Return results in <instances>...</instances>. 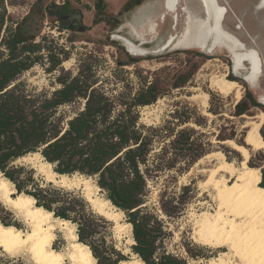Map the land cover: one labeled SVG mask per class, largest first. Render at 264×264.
Listing matches in <instances>:
<instances>
[{
    "label": "rangeland",
    "instance_id": "1",
    "mask_svg": "<svg viewBox=\"0 0 264 264\" xmlns=\"http://www.w3.org/2000/svg\"><path fill=\"white\" fill-rule=\"evenodd\" d=\"M130 1L104 0L103 13L95 16L94 0H4L11 19L21 21L26 17L25 29L34 35L35 41L43 45V64L34 65L21 73L19 78L25 80L28 87L51 92L60 87L56 80L59 75L72 77L80 71L85 75L83 65H86L90 67L87 72L100 80L99 87L102 90L113 95L129 93L131 97L141 87L152 82L159 96L148 105L136 107L140 123L162 128L161 131L153 132L154 145L150 158L161 161L167 156L174 157V153H180L168 142L180 129L192 128L194 145L182 150V153L193 155L197 151L195 149H198L201 158L211 151L220 150L229 161L238 165L242 156L223 141L232 139L250 149L244 142L245 132L252 121L257 122L261 115L264 116V0H216L226 8L224 27L241 42L239 51L253 48L259 56L260 74L255 83L247 82L243 78L250 70L247 61H242L235 69L234 58L221 45L209 52L207 47L199 44L197 28L200 20L190 23L189 32L193 41L188 44L177 43L185 19L182 7L186 5L190 10L202 13L200 0H180L175 11L176 27L172 13L166 12L163 7L164 0H144L134 6ZM53 4L58 5L68 15L65 21L47 14V8H52ZM127 7L129 9L125 11ZM96 17H100V20L94 23L93 19ZM152 23L155 24L154 32L149 31ZM170 35H175L176 38L168 46L165 43ZM119 37L139 45L146 54L142 57L133 56ZM50 45L64 47L69 53L66 58H62V63L55 70L47 72L45 68L48 65L47 51ZM65 61L68 63L65 64ZM221 74L239 84L240 100L249 91L259 105L249 106L244 114L235 115V91L223 95L210 86V78ZM176 84L180 86L175 87ZM204 93L208 95L206 105L201 101V94ZM194 94L196 97H193ZM83 103V99H77L62 105L59 111L70 114L72 110L82 107ZM116 106L120 107L119 103ZM183 120L185 122L181 123ZM259 131L264 138V120ZM39 156H33L30 160H19L20 162L16 160L14 164L32 168L33 177L42 184L47 181L46 171L41 164L45 160L40 154ZM198 159L187 165L179 162L174 168L159 172L155 179H148L146 205L153 207L169 225L172 232L171 238L166 241L169 252L187 258L188 264H212L210 259L217 256L219 250L195 241L194 223L200 212L215 207L212 193L207 194L201 186L206 179V173L202 169L214 167L215 161L204 159L195 165ZM248 164L260 167L262 180L264 153L250 150ZM74 175L82 176L73 174L68 177ZM88 179L89 183L79 181L77 186L71 188L79 189L90 208L99 214L98 208L86 196L99 200L105 198L93 180ZM169 195H173V200ZM0 199L4 208L3 219L26 230L27 225L24 224L22 216L12 206L3 204V197ZM162 205L172 209L178 207L175 208L177 215L169 219L162 210ZM110 206L105 205L104 210L120 211L112 204ZM102 216L111 223L108 240L120 250L125 257L123 260L139 259L130 250L133 243L131 230L128 227L115 226L116 222H126L124 213L121 211L117 218L110 219ZM63 231H56L53 248L66 250L68 241ZM185 245L192 252H199L204 256L192 259ZM0 255L3 258L19 260L21 264H35L30 255L22 250L6 253L0 249ZM65 264H69V261L65 260Z\"/></svg>",
    "mask_w": 264,
    "mask_h": 264
},
{
    "label": "trees",
    "instance_id": "2",
    "mask_svg": "<svg viewBox=\"0 0 264 264\" xmlns=\"http://www.w3.org/2000/svg\"><path fill=\"white\" fill-rule=\"evenodd\" d=\"M142 1L130 2L134 6ZM52 6L53 9L47 8V14L65 21V13L60 7ZM104 7V0H94L95 16L102 14ZM98 20L100 17L94 18L93 22L97 23ZM25 21L26 17L13 21L7 14L4 0H0L2 175L13 183L16 192L33 197L36 206L51 211L54 217L73 223L78 240L88 245L96 264H118L125 259L108 240L110 221L90 208L79 189L53 184L52 181L41 184L33 177L32 168L14 164L18 158L38 152L59 175L78 174L91 178L104 198L124 213L126 222L131 225L133 243L130 250L144 264H188L187 258L166 249V241L171 238L172 232L167 221L153 207L149 208L146 202L148 179H155L159 172L174 168L179 162L187 165L199 158L198 149L193 155L182 153V150L194 145V129H180L168 142L180 153L161 161L154 160L149 157L154 145L153 132L162 128L140 123L136 109L154 102L159 96L152 82L141 87L132 97L129 93L113 95L102 90L100 80L87 72L89 66L83 65L85 75L83 71L72 77L59 75L56 80L60 87L51 92L28 87L19 75L36 64H43V45L27 32ZM63 48L48 46L47 72L55 70L62 63V58L68 56L69 52ZM178 86L180 84L175 85ZM77 99L84 100L82 107L72 110L70 114L59 111L62 105ZM258 105L247 91L244 98L236 103L235 115H242L249 106ZM260 186L264 187V174ZM169 196L173 200V195ZM175 208L178 207L172 209L162 205L169 219L177 215ZM3 211L0 202V222L13 225L3 219ZM185 249L192 259L204 256L192 252L188 245H185ZM0 264L21 262L0 255Z\"/></svg>",
    "mask_w": 264,
    "mask_h": 264
},
{
    "label": "bare ground",
    "instance_id": "3",
    "mask_svg": "<svg viewBox=\"0 0 264 264\" xmlns=\"http://www.w3.org/2000/svg\"><path fill=\"white\" fill-rule=\"evenodd\" d=\"M200 2L202 13L192 11L186 5L182 7L185 11V19L181 34L177 37V43L192 42L193 36L189 32L190 23L200 20L197 28L198 40L196 39L199 44L207 47L209 52H212L217 45H221L234 58L235 69L242 61H247L250 70L244 76V80L255 83L260 74V59L257 52L253 48L244 52L239 51L241 42L224 27L226 8L223 5L216 0H200ZM179 3L180 0H164V8L166 12L172 13L174 23L177 22L175 11ZM154 27L155 24L152 23L149 31L154 32ZM175 38L176 36L171 35L165 45L172 43ZM119 39L126 44L131 53L144 55L145 51L130 40L121 37ZM210 86L223 95L235 91L236 102L241 98L239 84L228 79L225 74L211 77ZM193 97L196 95L194 94ZM207 99L206 93L201 94L203 105L207 104ZM263 120L264 116L261 115L257 122H251L245 132L244 142L250 149L232 139L223 141L242 156L238 165L229 161L220 150L205 154L195 163L196 165L204 159L215 161L214 167L202 169L206 173V179L201 183L203 191L208 192L207 194L212 193L215 207L200 212L194 223L195 241L219 250V254L210 259L212 264H264V187L260 186V167L248 164L250 150L264 153V138L259 131ZM33 156H39V153H29L18 158L17 161L27 160ZM41 164L42 169L46 171V180L52 181L53 184L71 188L77 186L79 181L90 182L83 176L57 175L47 161ZM0 196L3 197V204L7 203L12 206L27 225V229L23 230L0 222L1 250L6 253L25 251L35 264H65V260H68L69 264H96V259L88 245L78 240L73 223L54 217L51 211L36 206L33 197L16 192L13 183L1 176V172ZM86 198L98 208L99 214L108 216L109 219L117 218L116 216L121 214V211L104 210L105 205H111L107 199L99 200L89 195ZM116 224L117 228L128 227V230H131V225L127 222L123 224L116 222ZM62 230L68 241L66 250L52 247L56 231L61 232ZM118 264L144 263L136 259L122 260Z\"/></svg>",
    "mask_w": 264,
    "mask_h": 264
},
{
    "label": "flooded vegetation",
    "instance_id": "4",
    "mask_svg": "<svg viewBox=\"0 0 264 264\" xmlns=\"http://www.w3.org/2000/svg\"><path fill=\"white\" fill-rule=\"evenodd\" d=\"M144 1V0H143ZM140 4V3H139ZM138 5V4H137ZM163 7H164V1H163ZM165 9V8H164ZM172 19H173V24H174V26H175V24L177 23V22H175L174 23V18H173V15H172ZM176 27V26H175ZM171 36V35H170ZM169 36V37H170ZM175 36V35H174ZM168 37V38H169ZM168 41V40H167ZM167 43V42H166ZM165 43V44H166ZM123 44H124V42H123ZM125 46H126V44H124ZM137 46H139V45H137ZM126 48H127V46H126ZM141 48V47H140ZM142 49V48H141ZM143 50V49H142ZM127 51L130 53V54H132L133 56H140V57H142V56H144L145 54H146V51L144 52V55H135V54H133V53H131L129 50H128V48H127ZM131 59H134V57H131ZM243 78H245V77H243Z\"/></svg>",
    "mask_w": 264,
    "mask_h": 264
},
{
    "label": "water",
    "instance_id": "5",
    "mask_svg": "<svg viewBox=\"0 0 264 264\" xmlns=\"http://www.w3.org/2000/svg\"><path fill=\"white\" fill-rule=\"evenodd\" d=\"M67 16H68V15H64V17H63V18L65 19ZM58 175H59V174H58Z\"/></svg>",
    "mask_w": 264,
    "mask_h": 264
}]
</instances>
